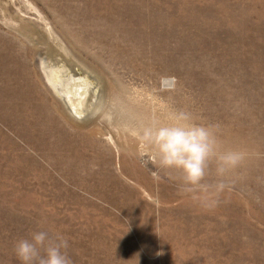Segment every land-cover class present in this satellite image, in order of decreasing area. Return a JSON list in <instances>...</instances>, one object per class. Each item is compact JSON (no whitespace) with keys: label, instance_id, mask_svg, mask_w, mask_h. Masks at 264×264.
<instances>
[{"label":"rangeland","instance_id":"374dc122","mask_svg":"<svg viewBox=\"0 0 264 264\" xmlns=\"http://www.w3.org/2000/svg\"><path fill=\"white\" fill-rule=\"evenodd\" d=\"M172 110L247 152L211 207L126 135ZM41 230L72 264H264V0H0V264Z\"/></svg>","mask_w":264,"mask_h":264},{"label":"clouds","instance_id":"9594fccd","mask_svg":"<svg viewBox=\"0 0 264 264\" xmlns=\"http://www.w3.org/2000/svg\"><path fill=\"white\" fill-rule=\"evenodd\" d=\"M216 130L215 125L197 123L187 111L172 110L165 112L163 120L129 128L126 135L151 153L158 168L180 173L183 193L211 207L229 188L231 174L247 156L243 150H221ZM213 166L215 179L207 181ZM68 247L61 233L41 230L33 232L31 239L17 241L14 253L21 264H72Z\"/></svg>","mask_w":264,"mask_h":264},{"label":"bare ground","instance_id":"6f19581e","mask_svg":"<svg viewBox=\"0 0 264 264\" xmlns=\"http://www.w3.org/2000/svg\"><path fill=\"white\" fill-rule=\"evenodd\" d=\"M44 67L46 68L48 65L45 64ZM48 69L49 68H47V70ZM76 75L77 74L73 72L69 76V81L66 83L65 87L58 86L60 92L63 94V100L68 107L67 109L74 114L77 120L82 121L83 124H87L89 122L92 124V122L94 123L97 121L99 125H102L101 123L104 117L105 104V102L103 104V97H100V92L95 93L93 88L84 85L78 86L73 94L69 89V84L72 82L75 83V81L78 80L79 77ZM77 109H81L83 111L82 114H78L76 112ZM107 134L109 136V140L114 143V140L116 139L115 135L109 132Z\"/></svg>","mask_w":264,"mask_h":264}]
</instances>
